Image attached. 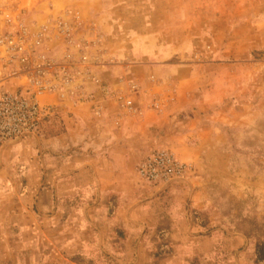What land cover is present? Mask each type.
<instances>
[{
    "label": "rangeland",
    "instance_id": "rangeland-1",
    "mask_svg": "<svg viewBox=\"0 0 264 264\" xmlns=\"http://www.w3.org/2000/svg\"><path fill=\"white\" fill-rule=\"evenodd\" d=\"M170 1L0 0V34L13 31L17 23L37 30L59 19L65 24L63 30L53 33L51 29L49 40L44 42V52L55 64H77L86 53L91 60L93 79L97 81L78 80L74 96L64 100L50 92L39 96L40 106L49 107L51 112L39 121L34 135L0 145L2 148L10 143L18 144V149H13L14 153L3 157L0 163V264L255 262V251L264 248V16H255L258 28L253 31L254 45L246 53L244 48H234L237 69L222 61L220 69L215 70L214 87L223 90L231 78L236 94L230 89L214 108L197 114L200 121L189 131L203 132L185 136V146L177 149L162 145L150 149H169L177 159L190 165L191 173L165 188H154L142 182L135 169L142 194L151 197L146 200L145 213L141 211L144 207L135 208L136 216L132 219L136 224L125 222L116 231L103 233L106 237L100 241L99 232H108L110 227L102 207L98 214L104 215V221L100 219L92 225L72 217L74 209H78L72 205L77 197L59 199L54 207L52 201L56 198L52 192L28 195L31 175L28 172L36 175V141L52 130L49 121L56 114L54 102L70 101L74 105L87 102L93 112L98 101L92 92H87L86 83L97 89L107 87L95 74L97 68L106 65L103 57L107 41L126 32L129 24L146 25L150 19L154 24L168 22L163 10L165 2ZM133 13L136 18L140 16V21L133 19ZM168 18L173 19V24L182 19L178 14ZM66 27H70L68 31L64 30ZM205 41L196 62L211 60L214 52L224 49L223 45L216 47L208 35ZM82 44L87 46L86 50ZM0 71V90L25 94L21 76L9 77L8 70L2 67ZM81 94L89 98H82ZM156 110L161 112L160 108ZM191 113L186 118L184 115L188 122L193 119L188 118ZM178 129V132L188 130L183 126ZM57 211L60 217L53 218ZM130 234L135 239L129 240ZM116 248L124 251L118 257L119 262L114 255L106 253L107 249L111 253Z\"/></svg>",
    "mask_w": 264,
    "mask_h": 264
},
{
    "label": "crops",
    "instance_id": "crops-1",
    "mask_svg": "<svg viewBox=\"0 0 264 264\" xmlns=\"http://www.w3.org/2000/svg\"><path fill=\"white\" fill-rule=\"evenodd\" d=\"M165 3V15H181L180 24L171 23L173 19L168 17V22L162 24H154L150 19L146 25L129 24L126 32L107 41L103 57L106 65L97 68L95 74L111 94L105 97L92 83H86L87 92H92L94 100L102 106L101 117L93 114L87 102L74 105L56 100V114L49 121L52 130L36 141V175L28 172L31 173L28 195L52 192L56 198L52 201L54 207L58 206L59 199L77 197L72 205L78 209H74L72 217L92 225L103 220L104 215L98 214L102 207L110 227L108 232H99L100 241L106 237L103 233L116 231L125 222L136 224L132 219L136 216L135 208L145 209L146 200L151 199L146 198L148 194H142L135 173L142 156L162 145L177 149L185 146V136L203 132L189 131L200 121L197 114L214 108L223 101L224 95L227 97L230 89L236 94L231 78L223 90L214 87L215 70L220 69L222 61L237 69L234 48H244L246 53L254 45L253 31L258 28L255 16H264V0ZM133 15L134 20L140 21L139 15L137 18ZM206 35L216 47L223 45L224 49L214 52L211 60L196 62L198 51L205 47ZM238 81L236 78L235 82ZM131 83L138 87L133 95L140 111L136 116L124 113L115 99V96L133 94ZM155 104L162 113L152 108ZM188 112L194 113L188 116L193 118L189 122L185 119ZM180 126L188 130L178 132ZM13 149H18V144L0 148V163L3 157L14 153ZM60 215L57 211L53 218ZM131 239L135 238L130 234ZM122 251L123 248H116L109 253L107 249L106 253L114 255L119 262Z\"/></svg>",
    "mask_w": 264,
    "mask_h": 264
},
{
    "label": "built area",
    "instance_id": "built-area-1",
    "mask_svg": "<svg viewBox=\"0 0 264 264\" xmlns=\"http://www.w3.org/2000/svg\"><path fill=\"white\" fill-rule=\"evenodd\" d=\"M63 24L58 19L57 22L31 30L24 24L17 23L13 31L0 34V67L8 70L9 77L21 76L25 89V94L0 90V145L23 136L34 135L39 121L51 112L49 107L40 106L39 96L50 92L64 100L74 96L78 80H94L90 71L91 60L86 53L80 56L77 64H55L44 52V42L49 40L51 29L53 33L57 29L63 30ZM66 28L64 30L68 31L70 27ZM82 48L86 50L87 46L82 44ZM130 89L133 94L128 97L116 96V100L124 113L135 115L139 110L133 95L138 87L131 83ZM100 90L103 96L110 95L108 87H101ZM79 96L89 98L84 94ZM153 108L158 109L159 105L155 104ZM93 112L96 117H101L100 103L94 105ZM136 173L142 182L154 188H165L187 177L191 173V167L177 159L169 149L155 148L142 156L136 166Z\"/></svg>",
    "mask_w": 264,
    "mask_h": 264
},
{
    "label": "trees",
    "instance_id": "trees-1",
    "mask_svg": "<svg viewBox=\"0 0 264 264\" xmlns=\"http://www.w3.org/2000/svg\"><path fill=\"white\" fill-rule=\"evenodd\" d=\"M255 262L264 264V248H259L255 251Z\"/></svg>",
    "mask_w": 264,
    "mask_h": 264
}]
</instances>
